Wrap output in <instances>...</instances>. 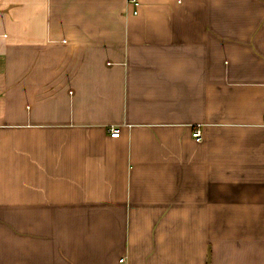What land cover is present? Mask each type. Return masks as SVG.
Returning a JSON list of instances; mask_svg holds the SVG:
<instances>
[{
  "label": "crops",
  "instance_id": "0c3cea01",
  "mask_svg": "<svg viewBox=\"0 0 264 264\" xmlns=\"http://www.w3.org/2000/svg\"><path fill=\"white\" fill-rule=\"evenodd\" d=\"M139 2L0 0V264H264V0Z\"/></svg>",
  "mask_w": 264,
  "mask_h": 264
},
{
  "label": "built area",
  "instance_id": "2783aa9c",
  "mask_svg": "<svg viewBox=\"0 0 264 264\" xmlns=\"http://www.w3.org/2000/svg\"><path fill=\"white\" fill-rule=\"evenodd\" d=\"M129 3L132 4L135 7V11L134 14L137 15L138 14V9L140 6V2L139 0H129ZM111 136L112 137H119L120 136V130L119 129H112L111 130ZM193 136L200 141L202 139V134L200 130H197L193 133Z\"/></svg>",
  "mask_w": 264,
  "mask_h": 264
}]
</instances>
